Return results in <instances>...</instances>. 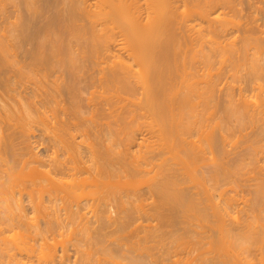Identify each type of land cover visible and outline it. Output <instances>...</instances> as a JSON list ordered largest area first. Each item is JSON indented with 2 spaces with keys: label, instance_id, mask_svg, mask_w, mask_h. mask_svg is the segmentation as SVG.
<instances>
[{
  "label": "bare ground",
  "instance_id": "6f19581e",
  "mask_svg": "<svg viewBox=\"0 0 264 264\" xmlns=\"http://www.w3.org/2000/svg\"><path fill=\"white\" fill-rule=\"evenodd\" d=\"M25 3L26 16L21 11L12 22L0 13V264H71L64 241L60 250L47 240L64 230L96 247L86 256L77 249L90 262L76 264L94 262L93 250L130 264H264V0ZM208 110L215 124L204 122L207 128ZM214 111L221 116L215 122ZM106 117L113 120L104 125ZM234 138L247 145L234 148L238 157L231 152L236 159L228 163ZM249 164L258 168L252 177ZM200 165L209 168L213 192L199 193L208 188L200 178L195 188ZM246 166L251 173L242 172ZM143 175L150 176L144 183ZM227 183L255 187L249 208L243 200L252 214L242 223L245 211L234 217L240 199L222 188ZM141 219L149 225H134ZM150 220H158L161 238ZM131 225L144 232L135 252L123 250L124 242L113 247L116 236L108 243L109 231L131 233ZM12 231L16 238H5ZM193 232L199 238L185 254H196L184 260L179 238H196ZM155 235L161 246L164 235L177 244L159 260L152 259L157 242L146 245Z\"/></svg>",
  "mask_w": 264,
  "mask_h": 264
},
{
  "label": "rangeland",
  "instance_id": "374dc122",
  "mask_svg": "<svg viewBox=\"0 0 264 264\" xmlns=\"http://www.w3.org/2000/svg\"><path fill=\"white\" fill-rule=\"evenodd\" d=\"M25 1L28 2V0H0V13H5L6 15H8V17H9L8 19H9V20L11 19L10 21L12 22V21H14L16 15L20 14L19 12H21V11H25V10H26V9L24 10V8H25L24 6H25V5H28V4L25 3ZM29 1H31V0H29ZM53 1H55V0H53ZM56 1H57L58 4H59L58 7H59V8H62L63 5H62V3L60 4V1L62 2V0H56ZM87 1H89V2L91 3V2H93L94 0H87ZM4 10H5L7 13H6V12H3ZM23 13H24V14H22V15L26 16L25 14L27 13V11H25V12H23ZM14 14H15V15H14ZM49 14H51V12L48 13V15H49ZM22 15H21V16H22ZM46 16H47V14H46ZM10 17H11V18H10ZM226 74H227V73H226ZM243 74H245V72H244ZM226 76L228 77L229 74L226 75ZM226 80H227L228 83L226 82ZM229 80H230V78H229V79H228V78L226 79V77H225L224 80H223V83H221V84H225L224 87H226V86L229 84V82H231V80H230V81H229ZM221 90H222V91H218V93H216V94H218V97H219V95H220V98H221L220 102L223 101L222 103L224 104L226 98L222 97L223 95H221V94H219V93H222V94H223V90H225V89H224V88H223V89L221 88ZM235 92H236V91H235ZM236 93H237V92H236ZM247 94H248V92H247ZM247 94H246V95H247ZM86 96H88V95H86ZM97 97H99V94L96 95V98H97ZM218 97H217V98H218ZM222 98H223V99H222ZM218 99H219V98H218ZM222 103H220V104L222 105ZM199 109H200V108H199ZM214 109H215V108H214ZM201 110H202V107H201ZM217 110H218V109H217ZM217 110H216V111H217ZM216 111H214L213 114H215ZM217 112H218V111H217ZM207 113H208V114H207ZM207 113H206V114H207V119H206V121L204 120L202 123H204V122H205V123H208V124H210V125H209L210 127H211V126H214L215 123H213V119H211L213 116H209V110H208ZM210 113H211V111H210ZM206 114H204V115H206ZM218 114H221V112H218ZM86 115H87V114H86ZM86 115H85V116H86ZM87 116H90V114H88ZM108 116H109V115H107V117H108ZM216 116H217V115L215 114V116H214V122L216 121V119H215ZM107 117L105 118L106 121H104V122H105L104 125H106V124L108 123L107 121H109V123H111L110 121L113 120L112 118L109 120L110 117H109L108 119H107ZM205 117H206V116H205ZM208 117H209V119H208ZM218 117H221V116H220V115L217 116V119H218ZM202 118H203V117H202ZM210 119H211V120H210ZM103 120H104V119H103ZM140 120H141V119H140ZM207 120H208V122H207ZM141 121H142V120H141ZM145 121L147 122V121H149V120L146 119V118L143 119L144 124H145ZM106 122H107V123H106ZM205 123L203 124V127H206V126H207V128H208V124L206 125ZM212 123H213V124H212ZM145 125L147 126V123H146ZM143 126H144V125H143ZM146 126H145V127H146ZM145 127H144V128H145ZM144 130H145V129H144ZM35 132H36V131H35ZM40 134H41V135H40ZM144 134H145V133H144ZM140 136H142V135L138 134V139L141 138ZM249 136H250V135H249ZM249 136H248V137H249ZM251 136H252V135H251ZM40 137H41V138H40ZM42 137H43V136H42V133L39 132V131H37V132L34 134L33 138H32L33 140H32V139H31V140H32V141H39L40 139H42ZM38 139H39V140H38ZM243 139H244V138H243ZM243 139H237V138H234V141H233V142H235V144L237 143L236 146H237V145H238V146H237V147H236V146L234 147V145H235L234 143H233V147H232V146H229L228 149H229L230 152L228 153V155L226 154V156H230L231 154L236 155V151L238 152L237 149H239L240 151H241V150L243 151L244 148H246V145H247V144H245V143H246V142H245V141H246V138L244 139V141H243ZM140 140H141V139H139V141H140ZM202 140H203V139H202ZM202 140H201V141H198V143H197V144H199V145H200V143L202 144V145H200V147L203 146V141H202ZM242 141H243V142H242ZM146 143H147V142H146ZM204 144H205V141H204ZM34 145H35V144H34ZM37 146H38V145L36 144V147H37ZM135 146L137 147V145H135ZM33 147H34V146H33ZM36 147H35V148H36ZM136 147L134 148V146H133V148H132L131 150H132V151H133V149L138 150V149L140 148V147H137V148H136ZM143 147H145V146L143 145ZM143 147H142V148H143ZM238 147H239V148H238ZM35 148H34V150L36 151V153H38V154H40V153H44V150H45L44 146H43V147H42V146H38L36 149H35ZM234 148L236 149V151H235ZM202 149H203V147H202ZM204 149H205L206 151H209V150H207V146H204ZM230 149H232V151H231ZM135 150H134V151H135ZM35 151H34V152H35ZM206 151H205V152H206ZM233 151H235V153H233ZM135 152H136V151H135ZM231 152H232V153H231ZM208 153H209V152L206 153V156H208V155H207ZM230 153H231V154H230ZM209 154H210V153H209ZM233 155L230 156L231 158L228 157L229 160H230V159H231V160L236 159V158H233ZM208 157H210V155H209ZM224 157H225V156H222L221 158H224ZM235 157H238V156L236 155ZM225 158H227V157H225ZM228 158H227V162H228V163H229V162H232L231 160L229 161ZM232 158H233V159H232ZM233 161H234V160H233ZM260 163H261V162H260ZM201 165H203V164H201ZM201 165H200V166H201ZM248 166H250V167L252 166L251 169H253V170L255 169V168H253V166H255V164H251V165L249 164ZM201 167H202V166H201ZM201 167H199L200 169H198L199 172H198V173L196 172L197 177H195V178L192 177V180L195 181V180L198 178V180L201 179V181H203V180H204V181H203V182L200 181V182L202 183V184L200 185L199 182H198V180H196V182H198V183H197V184L195 183V188L198 189L200 186L202 187L203 184H204V182H205V184H207L206 187L208 186V188L203 189V188H205V186H204L203 188L198 189V190H201V191H199V193L201 192L200 194H202L205 190H207L208 192H209V191H210V192H213V191H214V188H213V187H214V182H212V181L210 180L211 178H210V176H209V173L207 172V169H209V168L207 167V165H206V166H203V167H207V169H205V168H203V167H202V169H201ZM250 167H247V166H246V168H245L244 170H242V172H243V173L246 172V169H247V168L249 169ZM248 169H247V173H249V171H250V173H251L252 170L250 169V170L248 171ZM200 170H201V172H200ZM208 171H209V170H208ZM256 171H258V168H256ZM256 171H255V170H254V172L252 171L251 174H253V175H251V177L254 176V173H256V174L258 173V172H256ZM194 173H195V172H194ZM200 173H201V174H200ZM243 173H242V174H243ZM247 173H245V176L249 175L248 177L250 178V174H247ZM210 174H211V173H210ZM246 174H247V175H246ZM122 175H125V174H123V173L121 174V176H120L121 179H123V178H122V177H123ZM149 175H152V174H149ZM149 175L145 176V178H148ZM243 175H244V174H243ZM198 176H199V177H198ZM207 176H208L209 178H208ZM245 176H244V177H245ZM124 177H125V176H124ZM142 177H143V178H142ZM149 177H150V176H149ZM204 177L207 178V179H205ZM244 177L241 178V181H242V182L244 181V183H245V182H246L245 180H246L247 177H245V178H244ZM140 178H142L144 181L146 180V179L144 178V175L141 176V177H138L139 181H142V180H140ZM199 178H200V179H199ZM243 178H244V180H243ZM109 179H110V180H108V179H106V180H108L109 182H110L111 180L113 181V179H111V178H109ZM115 179H117V178H115ZM138 179L136 180V181H137L136 183L139 182ZM202 179H203V180H202ZM208 179H209L210 181H209ZM118 181H120V178H118ZM193 181H192L191 183H194ZM241 181H240V182H241ZM142 182H143V181H142ZM122 183H123V184H122ZM136 183H135V184H136ZM139 183H140V182H139ZM143 183H144V182H143ZM191 183H190V185H189V183H186V184H187V186L189 185V188H190L189 190L192 191V192H194L196 189H194V191L191 190V189H192V185H191ZM249 183H250V182H249ZM252 183H254V181H252ZM120 184H122V187L119 188V192L121 193L120 195H122V194H123L122 191L125 192V190L128 188V187H127V183H126V178H124L122 181H120ZM120 184H119V186H121ZM140 184H142V183H140ZM198 184H199L200 186L197 188L196 185H198ZM229 184H230V185H229ZM138 185H139V184H136V185H135V188H137ZM193 185H194V184H193ZM241 185H242V186H241ZM246 185L248 186V183H246ZM246 185H245V184L243 185V184H241V183H240V185H237L236 183H227L225 186L223 185V187H222L223 189H226L227 193H228L230 196L232 195V196H235V197H233V198L236 199V197H238V198L240 199V201L237 203L238 205H236V208H237V209H238V208H239V209H240V208H242V209L244 208V203H243V202H244L245 200L248 201V202L245 201V205L247 206V208H249V206L252 204V201H253V198H254V197H253V195H254L253 193H254V192H252L251 190L254 191V188H255V187H254V185H253V186L250 185L251 187H250V186L247 187ZM144 186L146 187V185H143V184H142L141 186L138 187V189L143 188V189H141L142 194H143V192L145 193V192L147 191V188H145ZM190 186H191V187H190ZM245 186H246V187H245ZM124 187H125V188L127 187V188L124 189ZM193 187H194V186H193ZM211 187H212V188H211ZM144 188H145V189H144ZM250 188H251V189H250ZM123 189H124V190H123ZM209 189H210V190H209ZM211 189H212V190H211ZM234 189H235V190H234ZM248 189H249L250 191H249ZM141 192H140V194H141ZM251 192H252V193H251ZM194 193L196 194V193H197V190H196ZM142 194H141V196H142ZM197 194H198V193H197ZM200 194H199V195H200ZM123 195H124V194H123ZM199 195H198V196H199ZM145 196H147V195H145ZM145 196H142V198H144ZM199 197L201 198V197H204V196H199ZM146 198H148L147 200L150 202L151 199L149 200V197H148V196L145 197V199H146ZM248 199H249V200L252 199V200H250V202H249ZM147 200H144V201H146V202L142 201V203H143V204H144V203H146V204L149 203ZM236 200H237V199H236ZM243 200H244V201H243ZM109 202H110V203H109ZM240 202H241V203H240ZM108 203L111 204L112 202L109 200ZM239 203H240V205H239ZM246 203H247V204H246ZM250 203H251V204H250ZM59 204H61V203L59 202ZM59 204H58V205H59ZM109 204H108V207H110V209H111L113 204L110 205V206H109ZM241 205H243V206L241 207ZM248 205H249V206H248ZM246 206H245V208H246ZM108 207H107V208H108ZM113 208H115V206H113ZM113 208H112V210H110V209H109V210L112 212V215H113V216L115 215V216L117 217V214L114 213V212H115V211H114L115 209H113ZM236 208H235L236 212L234 211V217H237V218H238L240 215L242 216V213L247 209V208H246V209H243V211H242V210L239 211V209H238V212H237V209H236ZM27 209H28V207H27ZM249 210H250V209H249ZM28 211L30 212L31 210H28ZM29 212H28V213H29ZM240 212H241V214H240ZM245 212H246V213H245ZM245 212H244L242 218L239 217V218H240L239 221H241V219H242V221H243V220H246L247 217H249V218L251 217V216L248 215V214H250V215L252 214L251 210H250V212H249L248 210L245 211ZM31 213H32V212H30V213L28 214V217H29V215H30V217L33 215V214H31ZM113 213H114V214H113ZM236 213H237V214H236ZM112 215H111V216H112ZM238 215H239V216H238ZM246 215H248V216H246ZM113 216H112V217H113ZM115 216L113 217V219L116 218ZM244 216H245V218H244ZM30 217H29V218H30ZM32 217H33V216H32ZM243 218H244V219H243ZM30 219L33 221V218H30ZM141 220H142V222L138 220V222L134 223V225L137 226L139 223H142L143 225H141V226H144V227H146L147 225H149V223H148L149 220H147V221H146V219H144V221H143V219H141ZM153 220H154V219H153ZM153 220H152V221H153ZM35 221H36V220H35ZM39 221H40V220H39ZM152 221L150 220V222H152ZM156 221L158 222V220H155V221H153L152 223H150V224H152V225H150V226H153V225H154V222L157 223ZM242 221H241V223H242ZM33 222H34V221H33ZM38 223H39V222H38ZM42 223H43V222L40 221V224H42ZM147 223H148V224H147ZM158 223H159V222H158ZM134 225H131V227H132V229H133L132 231L134 232V234H133L132 231H131V233H132L133 235H131V233H130V231H129V230H131V229H130L131 227H129V228L126 230V232L129 231V233L127 232L128 234L125 233V232H122V233L120 232L121 234H119L117 231H115V232H113L114 235H112V231H109V233H108L109 236H108V235H107V236L110 237V238L107 237V240H108V239L111 240V236H116L115 239H117V241H116V240H112L113 242H115L114 245H116V246H113V243H112L111 246H113V247H115V248H118V246L120 245L119 243L124 242V243H125V246H127V247H125L124 245H122L123 247H122V246H121V247L124 248L123 250H126V251H127V249H130V251L128 250L127 252H131V251H132V252H135V244H134V242H137V241H138L139 243L142 244V242H140L141 240L139 239L140 237H138V236H141V235H142V234H141L142 232H141V230H139L140 233H137V231H136V233H135V230H134V227H135V226H134ZM157 225H159V224H157ZM74 226H76V225H74ZM155 227H156V228H155ZM196 227H197V226H193L194 229H195ZM70 228H72V227H70ZM158 228H159L158 226H153L151 229H152V230L155 229V232H157V233H156L157 236H158L159 238H161L160 236H161V235L163 236V234H162V232H161V234H159L158 231H160L161 229L158 230ZM199 228H200V227H199ZM144 229H145V228H143V230H144ZM147 229H148L149 231H151L149 228H147ZM156 229H157V231H156ZM197 229H198V228H197ZM197 229H195V230H197ZM208 229H209V228H208ZM108 230H110V229H108ZM143 230H142V231H143ZM198 230H199V229H198ZM203 230H204V231H207V226H206ZM62 231H63V230H62ZM65 231H66V232H65ZM71 231H72V230H68V231H67V230H64V233H63L64 235H62V232H61V234H60V232H58V233L55 232V233H53L54 236H53V234H51V235L53 236L54 240L52 239V236H51V235H48V236H50L49 238H47V240L49 239V245H51L53 242H54V243L56 242V244L53 243L52 246L55 245V246H54L55 249L58 248V249L62 250L63 248L61 247V244H62V241H64V242H63L64 244H62V245H65V246L68 247V248H67V247L63 246V247H65V249H66V248L68 249L67 251H69V252L67 253V254H68L67 256H69V257H68V258H69V262H70L71 264L79 263V260H80V262H81V260H83L82 262H84V261H86V259H83V258H85V256H86V254H85L86 252H85V251L87 250V252H88V249H87V248L90 246L89 249H91V245L89 244L88 247L86 248L87 243L84 242V240H85L87 237H86L85 235H82V234H81L82 236H80V233H79V235H78L77 232H74V231L71 232ZM12 232H13V231H12ZM12 232H8V233H6V236H7V237H5V236H4V237H5V238H8L9 240H11L12 238L14 239V237H15L14 234H16V233L13 232V234H12ZM15 232H16V231H15ZM67 232H69V233H67ZM70 232H71V233H70ZM73 232H74V235H73ZM9 233H10V234H9ZM75 233H76V234H75ZM110 233H111V234H110ZM11 234H12V235H11ZM56 234H57V235H56ZM59 234H60V235H59ZM67 234H68L69 236H68ZM71 234H72V236H71ZM122 234H125V235H122ZM126 234L128 235L129 239L131 238L130 242H129V239H128V237H127ZM129 234H130V235H129ZM158 234H159V235H158ZM4 235H5V234H4ZM10 235H11V236H10ZM75 235H78L79 237L76 238V237H74ZM121 235H122L123 237H122ZM136 235H137V237H135ZM143 235H144V232H143ZM143 235H142V236H143ZM190 235L192 236V234H189V235H187V236L190 237ZM65 236H66V237H65ZM125 236H126V237H125ZM157 236L155 235L156 239H157ZM164 236H165V237L162 238V240H163V239L165 240V241L163 240V243H164V242L166 243V245H165V243H164V246H163V245L161 246V243H162V242H161L159 239H157V241H152V239H150V243H149V244H146L147 246L149 245V247H152V246H154V245L156 244L155 242H157V245L161 247V248L159 249V247H158L157 245H155V246H157L158 248H156V247L154 248V247H153V248H154L153 252H152V248H151L150 251H151L152 253L155 252L154 254L156 255V257H155V256H152L153 258H152V257H150V258H152V259H158V260H159V258H157V256L159 257L158 254L161 253L160 251L165 252V250H166L167 247L169 246V243H168V242H169L170 240L172 241V239H169L170 237H168L167 235H164ZM166 236L168 237L169 241L166 240V239H167ZM193 236L196 237L195 232H193ZM10 237H12V238L10 239ZM80 237H81V238H80ZM133 237H135V238H133ZM15 238H16V237H15ZM64 238H65V239H64ZM79 238H80V239H79ZM112 238L114 239V237H112ZM121 238H122V239H123V238H124V239H127L126 242L124 241V239H123L122 241L118 242V240H120ZM165 238H166V239H165ZM193 238H194V237H192V238L190 237V239H192L191 241H189L190 239H189L188 237H185L184 239H183V237H182V238H179V240H181V242H183V243L185 242L184 245L180 246V247H182V248H183V247L186 248V250H184V254H185L186 251L190 248V246H192V244L195 243V242L197 241L196 239L199 238V236H197L196 238H194V240H193ZM34 239H35V238H34ZM34 239H32V240L30 239L31 242L34 243V241H33ZM50 239H51L53 242L50 241ZM69 239H70L71 242L69 241ZM76 239H77V240H76ZM81 239H82V240H81ZM83 239H84V240H83ZM133 239H134V240L136 239V240L133 241ZM156 239L154 238L153 240H156ZM75 240H76V241H75ZM79 240H80V241H79ZM110 240H108V243H109ZM139 240H140V241H139ZM72 241H73V243H72ZM77 241L81 242L83 246H80L81 243H80V245H79V242H77ZM85 241L88 242V240H85ZM132 241H133V242H132ZM151 241H152V242H151ZM158 241H159V244H158ZM188 241H189V242H188ZM192 241H194V242H192ZM127 242H128V243H127ZM160 242H161V243H160ZM172 242H173V241H172ZM172 242H170L171 244H170L169 247H170V248H171V247H172V248H175V246H176L177 244L174 243V244H175V245H174ZM186 242H187V243H186ZM190 242H191V244H190ZM77 243H78L79 246L77 245ZM84 243H85V244H84ZM88 243H89V242H88ZM116 243L119 244V245H117ZM124 243H122V244H124ZM167 243H168V244H167ZM188 243L190 244V246H187V245H189ZM68 244H69V245H68ZM126 244H128L129 246L126 245ZM130 244H131V245H130ZM133 244H134V245H133ZM152 244H153V245H152ZM52 246H51V247H52ZM56 246H57V248H56ZM75 246H76L77 248H76ZM130 246H131V247H130ZM84 247H85L86 249H85ZM128 247H130V248H128ZM133 247H134V248H133ZM149 247H148L147 251H149ZM162 247H163V248H162ZM169 247H168V249H169ZM188 247H189V248H188ZM205 247H207V246H205ZM61 248H62V249H61ZM94 248L96 249V247H94ZM94 248H92V249H94ZM192 248H193V246H192ZM77 249H78V250L80 249V251H82V253L80 252V254H83V255L85 254V256H83V255H82V256H81V255H78V254H79V251H78ZM83 249H84V250H83ZM92 249H91V250H92ZM97 249H98V247H97ZM131 249H132V250H131ZM157 249H158V250H157ZM76 250H77L78 253H76ZM133 250H134V251H133ZM171 250H172V249H171ZM204 250H205V249H204ZM215 250H216V249H215ZM94 251H95V250H93V252H94ZM97 251H99V250H97ZM157 251H159V252L157 253ZM212 251H214V250H212ZM83 252H85V253H83ZM93 252H92L91 254H92L93 257H95V259H94L92 256H90V255H89V256H90L91 258H93L92 260H95V261H94V262L92 261L90 264H102L103 261H105V259H106V261L109 260L110 262L108 261V263H107V262L105 261L103 264H110V263H111V264H112V263H113V264H124V263H125V264H130V263H128V259L126 260L125 256H124V257L121 256V254H119L118 252H117V253L120 255L119 257H117L118 255H117L116 253H115V254H116L117 256H115L114 254H113V256H115V257H117V258H119V259H116V258H114V257H112L111 259H109V258H110V257H109V254L105 252L106 255L108 254V255L106 256V255H104L105 253L103 254V251H102V252H101V251L98 252V254H96V251H95V252H94V255H95V256H94V255H93ZM193 252H195V253H193ZM61 253H62V251H59V250L57 251V254H58V255H60ZM99 253H100V254H99ZM204 253H205V252H204ZM191 254H192V255L194 254V256H195V254H196V250H195V251L192 250L191 253H190L189 255L185 254V257L183 256V259L185 260L186 256H189V257H190ZM211 254H212V253H210V255H211ZM96 255H97V256H96ZM98 255H99V256L101 255V256L99 257ZM103 255H104V256H103ZM182 255H183V254H182ZM182 255H181V256H182ZM205 255H207V257L210 256L208 253H206ZM76 256H77V257H76ZM78 256H80V257H82V258L80 259V257H78ZM89 256L87 255V258H88ZM107 257H109V258H107ZM202 257H203V256H202ZM205 257H206V256H204L203 258H205ZM76 258H77L78 261L76 260ZM99 258H100V259H99ZM113 258L116 259V260H114ZM123 258H124L126 261H123ZM107 259H108V260H107ZM71 260H72V262H71ZM73 260H76V261H73ZM98 260H99V262H98ZM111 260H112V261H111ZM113 260H114V261H113ZM87 261H88V260H87ZM87 261H86V263H87ZM100 261H101L102 263H101ZM116 261H117V262H116ZM69 262H68V263H69ZM75 262H76V263H75ZM88 262H90V260H89ZM115 262H116V263H115ZM157 262H159V261H157ZM154 264H155V263H154ZM156 264H157V263H156ZM158 264H159V263H158Z\"/></svg>",
  "mask_w": 264,
  "mask_h": 264
}]
</instances>
